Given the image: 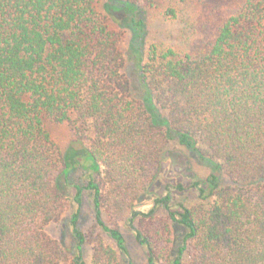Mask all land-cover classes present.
<instances>
[{"label": "trees", "instance_id": "1", "mask_svg": "<svg viewBox=\"0 0 264 264\" xmlns=\"http://www.w3.org/2000/svg\"><path fill=\"white\" fill-rule=\"evenodd\" d=\"M99 1L0 0V264H133L121 222L148 264H264V0L196 54L147 44L158 0ZM47 121L70 128L68 152ZM171 146L209 174L158 195Z\"/></svg>", "mask_w": 264, "mask_h": 264}, {"label": "rangeland", "instance_id": "2", "mask_svg": "<svg viewBox=\"0 0 264 264\" xmlns=\"http://www.w3.org/2000/svg\"><path fill=\"white\" fill-rule=\"evenodd\" d=\"M243 0H175L173 2L156 1L153 7L145 10L146 40L147 44H156L161 49L172 48L179 54H196L205 51L214 38L217 26L221 21L233 15ZM112 7L111 0H100L97 9L107 13ZM174 9L175 16L167 14L168 9ZM112 29L119 30L118 25L109 21ZM134 31H125L123 48H126L134 38ZM47 129L52 138L60 145L64 152H68L72 142V133L66 124H53L47 121ZM167 158L163 165V172L156 184L155 192L163 195L166 185L170 182L184 180L187 186L193 180L204 179L209 170L192 152L178 146H171L167 152ZM79 174L74 176L77 179ZM192 205L196 202V192L178 196ZM71 211L56 223L46 227V231L54 238L66 240L70 238L68 220ZM93 213L89 206L85 205L81 214V225L84 231L93 226ZM121 222L123 234L128 242L129 257L133 264H148L145 250L136 242L134 235ZM85 258L90 263L91 247L84 250Z\"/></svg>", "mask_w": 264, "mask_h": 264}]
</instances>
